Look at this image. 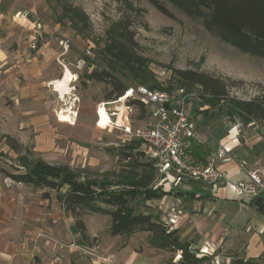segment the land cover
Here are the masks:
<instances>
[{
	"label": "rangeland",
	"instance_id": "374dc122",
	"mask_svg": "<svg viewBox=\"0 0 264 264\" xmlns=\"http://www.w3.org/2000/svg\"><path fill=\"white\" fill-rule=\"evenodd\" d=\"M161 1L171 12L170 16L159 12L148 0H130L141 12L127 10L117 0H43V7L26 9L29 11L26 17L30 21L33 22L35 16L38 18L42 28L37 31L42 34L43 40L52 42L53 50L50 51L55 54V61L64 66L65 57L71 59L72 69L78 71V79L73 75L76 86H71L73 93L70 92L63 100L43 90H40L39 100L36 96L28 97L29 109L36 107L41 114L46 110V115L51 111L53 117L39 125L28 123L20 127L8 123L0 129V168L16 172L18 154L30 152L48 163L67 165L81 172L82 176L86 175L87 179L103 180L105 187H102L109 192L123 187L112 184L122 180V168L133 162L124 153H146V146L125 132L121 124L128 123L132 131L144 125L143 117L136 110L125 118V109L120 119L117 114L115 122V118H110L106 113L109 117L107 120L100 109L97 117L96 107L102 101H107L104 96L108 86L93 80L86 82V74L92 69H108L133 88L146 83L152 89L171 94L182 90L186 95L187 111L193 109L191 115L198 123L214 116L206 122L207 125L212 123L215 131L223 130L227 134L230 126L238 123V136L241 135L239 129L242 134L250 129L264 141V126L260 122L244 124L240 113H235L233 120L224 115L232 104L263 94L264 60L240 52L207 31L201 19L191 18L170 3ZM125 19L129 20L130 25L127 26ZM35 29V24L30 28L13 22L12 18H2L0 39L8 36L5 40L8 49L15 51L21 45L26 49H21V52L28 50L26 55L30 59L37 48L31 49L29 44L34 43L37 47L42 42ZM128 33L133 36L134 42L128 41ZM61 41H66V50ZM87 48L90 55L85 54ZM118 48L128 52L131 60H122L118 52V57L114 55ZM188 69L203 71L224 80L227 78L226 84L230 82L228 78L237 83L225 86L228 99L221 98L204 92L199 85H190L178 79L175 71ZM160 70L166 71V78H159ZM61 75L57 74L55 78ZM19 77L20 82L29 86L38 82L36 76ZM107 102L111 111L120 107L119 103H110L112 100ZM8 104L11 106V101ZM20 104L23 105L22 101ZM38 106L45 110H40ZM199 107H207L210 115L199 117L202 115L201 110L197 109ZM64 108H71L75 112L74 116L71 115L74 124L57 120L56 111ZM16 111L12 110L14 116ZM1 136L14 139L18 144L17 150L9 146L14 144L11 140L7 141ZM212 144L211 149L214 148ZM144 159L148 158L145 156ZM0 176L5 175L0 171ZM156 178L155 170L153 183ZM5 179L11 182L10 178ZM67 188L66 184L62 191ZM130 189L133 190L132 187ZM18 191L8 207L1 206L0 214L6 228L19 232L18 237L11 240L24 256L17 264H129L132 257L126 258L124 246L127 243L134 247L131 255L134 252L144 254V249L151 247L147 231L135 232L130 236L111 235L108 215L84 213L81 216L85 226L82 235L76 228L75 219L63 210L54 192H49V197L44 198V190L26 184H20ZM150 200L135 197L130 204L138 210L154 212ZM160 252H163L160 262L176 264L180 260L178 252ZM203 254L207 253L198 251L196 257ZM212 261L221 264L217 257H213Z\"/></svg>",
	"mask_w": 264,
	"mask_h": 264
},
{
	"label": "crops",
	"instance_id": "0c3cea01",
	"mask_svg": "<svg viewBox=\"0 0 264 264\" xmlns=\"http://www.w3.org/2000/svg\"><path fill=\"white\" fill-rule=\"evenodd\" d=\"M36 6L43 7V0H16V2L0 0V20L12 18L13 22L25 24L31 28L34 23L23 12ZM35 33H37L36 29ZM7 37L0 39V129L8 123L20 127L28 123L39 125L47 118L53 117V114L50 111L46 115V110L40 106H38L40 110H45L42 114L36 107L29 109L28 97L36 96L38 98L40 90H43V92H52L58 98L52 84V81L57 79L55 76L63 74L64 68L67 67L71 74L77 76L78 79V71L72 69L73 64L67 56L63 62L64 66L56 62L55 54L50 51L53 50L52 42L43 40L40 33H37V37L42 42H39V45L35 47L37 50L30 59L26 55L28 50L25 51L26 49L21 45L17 50L10 51L5 42ZM21 49H25L24 52H21ZM22 53L24 54L22 55ZM22 75L36 76L35 79L38 82L32 86L25 82L22 83L19 77ZM86 82L89 83V80L86 79ZM74 85L72 80L70 86ZM70 92L73 93L72 89ZM8 101H11V106ZM21 101L23 105L20 104ZM197 109L201 110L202 115L199 117L210 115L209 111V114L203 112L207 110V107ZM12 110H17L16 116L12 114ZM54 110L52 109V111ZM192 110L189 108L188 113L191 114ZM33 112L39 113V115L35 116ZM73 113L75 114L74 111ZM210 117L214 116H209L208 119L211 120ZM206 121L202 122L203 124L198 123L199 125L195 128L197 139L194 148H196L197 153L196 151L195 153L200 160L205 161L209 155L213 154L220 141L231 148V155L235 161L243 160L248 169L264 171V141L257 132L247 129L242 134V130L239 129L241 135L233 139L228 135V130L227 134L223 130L215 131L211 127L212 123L207 125ZM210 139H213L212 143L215 145L210 142ZM211 144L214 146L213 149H211ZM220 168L223 170L228 184L224 182L217 185L216 188L196 180L182 181L174 185L173 188L166 184L162 189L166 193L161 197L151 199L152 204L150 205L156 212L155 214H158L162 219L164 211L169 208L174 198H179L183 215L173 229L177 231L182 240L191 242L193 247L203 253L217 257L221 264H229L234 254L264 264V210H257L253 205V202L259 199V203L264 208V194L261 193L258 198H254L255 200L236 197L229 183L245 179V174L237 168L232 159L223 161ZM10 181L7 182L5 176H0V214L2 213L1 206L2 208L8 207L9 202L14 201L13 195L19 192L20 184H23ZM18 234V231L6 228L0 217V264H17L24 259L23 254L18 250V245L11 241L13 237H18ZM124 248L126 249V258L132 257V262L129 264H167L160 262L163 255V252H160L161 249L148 247L144 249L146 251L144 254L140 255L134 252V255H131L134 247L130 245V242ZM143 255L146 256L143 257ZM211 264L216 263L212 261Z\"/></svg>",
	"mask_w": 264,
	"mask_h": 264
},
{
	"label": "trees",
	"instance_id": "16d2710c",
	"mask_svg": "<svg viewBox=\"0 0 264 264\" xmlns=\"http://www.w3.org/2000/svg\"><path fill=\"white\" fill-rule=\"evenodd\" d=\"M127 10L141 12L130 0H117ZM159 12L170 16L171 12L161 0H148ZM185 13L191 18L201 19L204 28L222 41L237 48L242 53L260 57L264 60V0H163ZM125 22L130 25L129 20ZM126 30V27L124 28ZM126 35L128 41L134 42L133 36ZM122 60L130 61L128 52L122 48L116 50ZM178 79L190 85H199L204 92L228 99L225 86H234L237 82L228 78L224 80L203 71L176 70ZM87 80L103 82L108 86L105 100L111 101L121 97L127 89V84L108 69H92L86 74ZM143 84V83H142ZM144 85L152 88L151 85ZM232 101V100H231ZM133 102H135L133 100ZM131 102V103H133ZM235 103V102H234ZM208 113L207 110L203 111ZM235 113H240L244 124L258 121L264 126V92L261 96L247 101L232 104L224 113L233 120ZM14 144L9 146L17 150L18 144L8 136ZM196 151V148H194ZM197 153V151H196ZM133 162L122 168L117 187L120 190L109 192L104 189L103 180H92L82 176L81 172L63 164H51L30 152L19 153L16 158V172L3 168L0 171L11 180L41 189L43 197L48 198L49 192H54L57 201L64 211L75 219L77 230L84 235L85 226L81 220L84 213H96L110 217L109 232L111 235L130 236L135 232L147 231L148 243L155 249L178 252L180 260L176 264H211L212 254L196 257L198 248L191 242L182 240L175 229L167 231L158 214L136 209L130 204L135 197L149 200L158 198L166 192L161 187H154L155 167L152 160H145V153H124ZM19 169H22L20 171ZM68 188L63 190L65 185ZM104 186V187H102ZM132 187L133 190L130 189ZM138 188V189H137ZM129 189V190H128ZM255 200V199H253ZM259 199H257L258 201ZM261 202V201H260ZM262 203V202H261ZM264 210V208H262ZM229 264H259L258 261L233 255Z\"/></svg>",
	"mask_w": 264,
	"mask_h": 264
},
{
	"label": "built area",
	"instance_id": "2783aa9c",
	"mask_svg": "<svg viewBox=\"0 0 264 264\" xmlns=\"http://www.w3.org/2000/svg\"><path fill=\"white\" fill-rule=\"evenodd\" d=\"M23 13L26 16L29 11L25 10ZM33 23L36 25V30L42 28L36 16ZM37 33L39 34V31ZM61 45L65 50L68 47L66 41H61ZM30 48L35 49V44L31 43ZM85 54L90 55L89 48L85 50ZM159 78H166L165 70L159 71ZM110 103H119L120 107H115V110L111 111L108 107L109 102L102 101L96 107V116L99 117V106H102L107 109L110 118H115L114 122L117 114L124 109V117L136 110L143 117L144 125L132 131L128 123L122 122L121 125L125 132L142 141L146 146L145 156L152 160L157 174L153 183L154 187L159 186L163 189L168 184L170 188H173L182 181L196 180L216 188L217 185L226 182L220 164L232 159L237 168L245 174V179L229 183L234 195L252 200L258 198L261 193L264 194V173L258 169H248L243 160L235 161L231 155V148L227 144L219 141L213 154L209 155L205 161L198 158L194 145L197 139L195 128L199 124L188 113L186 95L182 93V90L171 94L142 84L135 88L127 86L124 94ZM98 120H96L97 123ZM237 124L231 125L228 130V135L233 139L239 135ZM182 215L181 200L175 197L161 219L167 231L174 228Z\"/></svg>",
	"mask_w": 264,
	"mask_h": 264
},
{
	"label": "bare ground",
	"instance_id": "6f19581e",
	"mask_svg": "<svg viewBox=\"0 0 264 264\" xmlns=\"http://www.w3.org/2000/svg\"><path fill=\"white\" fill-rule=\"evenodd\" d=\"M73 80V75L69 71L67 67L64 68L63 74L52 81V84L54 85V91L58 94V98L60 100H63L67 95H70L71 86L70 83ZM99 109L103 112L106 119L109 120V117L106 116L107 109L105 107L99 106ZM74 114L71 108H64L60 111H56V115L58 117L59 122H69L71 124H74V119L71 117V115ZM123 115L121 113H118V118L120 119Z\"/></svg>",
	"mask_w": 264,
	"mask_h": 264
},
{
	"label": "water",
	"instance_id": "95a60500",
	"mask_svg": "<svg viewBox=\"0 0 264 264\" xmlns=\"http://www.w3.org/2000/svg\"><path fill=\"white\" fill-rule=\"evenodd\" d=\"M253 205L257 208V210H262L263 208L262 205L257 200L253 202Z\"/></svg>",
	"mask_w": 264,
	"mask_h": 264
}]
</instances>
